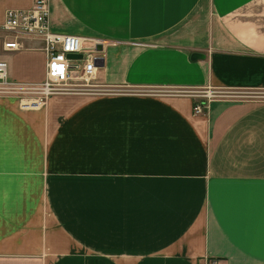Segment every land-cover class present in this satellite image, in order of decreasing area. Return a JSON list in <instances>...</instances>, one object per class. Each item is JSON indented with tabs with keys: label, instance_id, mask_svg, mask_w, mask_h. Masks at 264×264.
I'll use <instances>...</instances> for the list:
<instances>
[{
	"label": "crops",
	"instance_id": "obj_1",
	"mask_svg": "<svg viewBox=\"0 0 264 264\" xmlns=\"http://www.w3.org/2000/svg\"><path fill=\"white\" fill-rule=\"evenodd\" d=\"M32 4L0 0V27ZM48 12L50 31L103 43V91L36 109L0 97V264H264V0ZM4 39L7 80L40 84L41 43L11 52ZM153 89L239 96L194 115L191 96L129 94Z\"/></svg>",
	"mask_w": 264,
	"mask_h": 264
},
{
	"label": "built area",
	"instance_id": "obj_2",
	"mask_svg": "<svg viewBox=\"0 0 264 264\" xmlns=\"http://www.w3.org/2000/svg\"><path fill=\"white\" fill-rule=\"evenodd\" d=\"M48 15V0H33L29 9L7 10L0 27L5 37L3 50L21 51L24 49L23 41L39 42L46 59L44 80L40 84L27 86H18L21 84L9 82L7 65L0 61V84L7 85L15 92L27 89L36 95V99L30 100L35 102V106L24 107L19 104L21 109L39 108L44 105L46 99L55 95H97L102 92L94 82L99 62L103 58V43L97 39L50 31ZM69 54L80 55L81 59H68ZM134 93L156 94L157 92L129 91V94ZM169 94L194 98L192 107L194 115L203 113L208 101L215 97L210 90L171 91ZM23 101L27 100H21V103ZM210 264L223 263L220 260H212Z\"/></svg>",
	"mask_w": 264,
	"mask_h": 264
},
{
	"label": "rangeland",
	"instance_id": "obj_3",
	"mask_svg": "<svg viewBox=\"0 0 264 264\" xmlns=\"http://www.w3.org/2000/svg\"><path fill=\"white\" fill-rule=\"evenodd\" d=\"M23 42H24L23 43V46H26L27 47V43L28 42H26V41H23ZM9 55H12V54H9ZM3 60H4L3 62L6 63V65H7V70H9L10 69V63H11L12 58L4 57ZM18 86H24V85H18ZM25 86H27V85H25ZM98 89H101V88H98ZM101 91H103V89ZM152 91L153 92H157L156 94L163 93L164 95H166V93L167 94L169 93V91H163V89H153ZM199 91H201V90H199ZM210 91L213 92V94H214L215 97L218 96V95H219L218 97H222V96L231 97L232 96L234 98H236L237 96H239V94L236 93V92H234V91H225V90H210ZM16 92L15 91H12L10 89V87H8L7 85L0 84V97H2V98H10V100L12 102H14L16 105L21 104V100L30 101V100H33L34 98L36 99V95H34V93H32V91H29L27 89L20 90V91H16Z\"/></svg>",
	"mask_w": 264,
	"mask_h": 264
},
{
	"label": "water",
	"instance_id": "obj_4",
	"mask_svg": "<svg viewBox=\"0 0 264 264\" xmlns=\"http://www.w3.org/2000/svg\"><path fill=\"white\" fill-rule=\"evenodd\" d=\"M99 49H100V47H99ZM67 58L68 59H81V56L80 55L69 54V55H67ZM200 58H202V56L199 55V54H192L191 55V60H196V59H200Z\"/></svg>",
	"mask_w": 264,
	"mask_h": 264
},
{
	"label": "bare ground",
	"instance_id": "obj_5",
	"mask_svg": "<svg viewBox=\"0 0 264 264\" xmlns=\"http://www.w3.org/2000/svg\"><path fill=\"white\" fill-rule=\"evenodd\" d=\"M35 102L33 101H24L23 103H21V105H24V107H32V106H35L34 104Z\"/></svg>",
	"mask_w": 264,
	"mask_h": 264
}]
</instances>
